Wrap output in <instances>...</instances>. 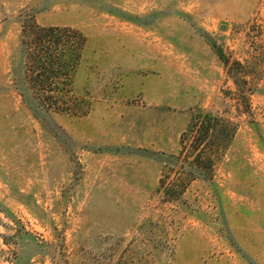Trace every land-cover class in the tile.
Listing matches in <instances>:
<instances>
[{
    "label": "rangeland",
    "instance_id": "obj_1",
    "mask_svg": "<svg viewBox=\"0 0 264 264\" xmlns=\"http://www.w3.org/2000/svg\"><path fill=\"white\" fill-rule=\"evenodd\" d=\"M32 22L85 35L82 113L22 99ZM198 110L232 132L204 176ZM0 264H264V0H0Z\"/></svg>",
    "mask_w": 264,
    "mask_h": 264
},
{
    "label": "trees",
    "instance_id": "obj_2",
    "mask_svg": "<svg viewBox=\"0 0 264 264\" xmlns=\"http://www.w3.org/2000/svg\"><path fill=\"white\" fill-rule=\"evenodd\" d=\"M21 41L23 57L19 93L22 99L48 111L82 113L72 92V77L86 42L85 35L74 27L39 26L32 22L23 25ZM220 58L234 85L244 94L243 84L247 75L241 71L233 72V62L230 63L223 55ZM234 64L240 65L238 61H234ZM216 134L218 137H228L232 132L222 119L209 111L198 110L193 113L187 128L180 136V151L194 154L192 160L187 161L194 168L191 173L197 170L199 176H204L206 172L211 174V167L203 165L206 162L201 161V156L207 154L208 147L205 145ZM206 160L211 162L210 157H206ZM164 162L173 167L184 164L178 155H169V159ZM191 176L193 175L187 174L185 178L189 180Z\"/></svg>",
    "mask_w": 264,
    "mask_h": 264
}]
</instances>
